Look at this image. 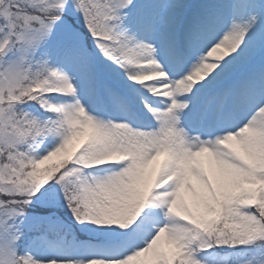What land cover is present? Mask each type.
<instances>
[{"label": "snow or ice", "instance_id": "obj_1", "mask_svg": "<svg viewBox=\"0 0 264 264\" xmlns=\"http://www.w3.org/2000/svg\"><path fill=\"white\" fill-rule=\"evenodd\" d=\"M0 264H264V0H0Z\"/></svg>", "mask_w": 264, "mask_h": 264}]
</instances>
